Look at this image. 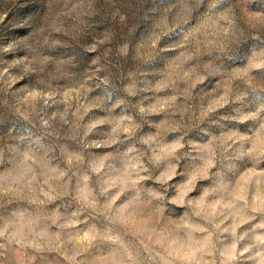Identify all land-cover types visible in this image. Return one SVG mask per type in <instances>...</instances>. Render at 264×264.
Masks as SVG:
<instances>
[{"label":"clouds","instance_id":"1","mask_svg":"<svg viewBox=\"0 0 264 264\" xmlns=\"http://www.w3.org/2000/svg\"><path fill=\"white\" fill-rule=\"evenodd\" d=\"M0 264H264V0H0Z\"/></svg>","mask_w":264,"mask_h":264},{"label":"rangeland","instance_id":"2","mask_svg":"<svg viewBox=\"0 0 264 264\" xmlns=\"http://www.w3.org/2000/svg\"><path fill=\"white\" fill-rule=\"evenodd\" d=\"M130 2L135 3V0H130ZM30 10L31 9L24 8V9L19 10L18 12H14L10 15H15L17 19L23 18L26 15V13L29 12ZM130 15H131V23L136 25L137 27H139L141 22H142V20H141L142 11L139 10L138 8L134 7ZM8 31H9V35L17 34V33L11 32L10 30H8Z\"/></svg>","mask_w":264,"mask_h":264}]
</instances>
